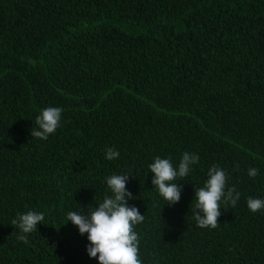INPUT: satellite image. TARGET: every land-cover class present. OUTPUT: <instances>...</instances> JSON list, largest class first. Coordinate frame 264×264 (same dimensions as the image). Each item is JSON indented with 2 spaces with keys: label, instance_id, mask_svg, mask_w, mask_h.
Wrapping results in <instances>:
<instances>
[{
  "label": "trees",
  "instance_id": "16d2710c",
  "mask_svg": "<svg viewBox=\"0 0 264 264\" xmlns=\"http://www.w3.org/2000/svg\"><path fill=\"white\" fill-rule=\"evenodd\" d=\"M47 107L60 126L31 137ZM185 151L199 162L169 205L148 165ZM213 166L240 197L200 228ZM125 172L142 264H264V209L246 203L264 199V0H0V264H99L67 213ZM28 211L45 219L24 242L11 221Z\"/></svg>",
  "mask_w": 264,
  "mask_h": 264
},
{
  "label": "clouds",
  "instance_id": "9594fccd",
  "mask_svg": "<svg viewBox=\"0 0 264 264\" xmlns=\"http://www.w3.org/2000/svg\"><path fill=\"white\" fill-rule=\"evenodd\" d=\"M63 109L47 107L40 111L35 118L38 128L31 129V137L47 140L49 135L56 132L60 126ZM119 157V152L109 147L106 149V159ZM199 162V156L188 151L183 152L178 169L168 158L159 156L148 165L153 173L152 184L161 197L169 205L179 202L182 185L173 183L177 177L184 178L191 171V166ZM259 170L255 167L248 169L249 177H256ZM131 173L113 174L106 178V184L112 195L105 196L98 206H88L86 214L76 211L67 213V221L76 226L81 235L87 233L90 242L86 246L90 258H97L99 264H142L139 256L138 233L134 226L143 222L144 215L135 206L128 205V199H133L132 193L126 188ZM207 180L203 187L194 189L196 200L193 215L200 228H216L221 215L220 202L235 207L240 193L234 187L226 189V172L213 166L207 172ZM247 207L253 213L264 209V199L247 198ZM45 219L44 213L28 211L19 214L11 221V225L20 230L17 239L27 242V234L37 229V225Z\"/></svg>",
  "mask_w": 264,
  "mask_h": 264
}]
</instances>
